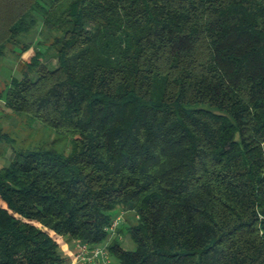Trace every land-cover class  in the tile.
<instances>
[{
    "label": "trees",
    "instance_id": "1",
    "mask_svg": "<svg viewBox=\"0 0 264 264\" xmlns=\"http://www.w3.org/2000/svg\"><path fill=\"white\" fill-rule=\"evenodd\" d=\"M22 43L0 91V264H64L117 209L120 264H264V0H0V56ZM16 116L68 149L17 148Z\"/></svg>",
    "mask_w": 264,
    "mask_h": 264
},
{
    "label": "rangeland",
    "instance_id": "2",
    "mask_svg": "<svg viewBox=\"0 0 264 264\" xmlns=\"http://www.w3.org/2000/svg\"><path fill=\"white\" fill-rule=\"evenodd\" d=\"M35 31L31 32L29 34V38L31 35L34 34ZM23 42L27 43L29 42V39H27V36H23L22 40ZM24 43L20 44L19 46H14V51H10L13 46L8 47L6 56H0V91L4 88L6 82H8L12 75L20 76L21 73H23L26 69L27 62L30 61V58L34 54L35 50L31 46V48L27 51H21L20 46H22ZM46 46H48L47 43H45ZM34 46V45H33ZM46 46L40 45L44 51H46ZM38 48V47H37ZM21 52V53H18ZM54 50L53 48H49L47 53H45V57L43 60H50V64H55L54 58ZM48 60V61H49ZM1 102L4 104V95L0 98ZM2 107L0 106V112ZM8 120H4L2 129L3 131H10L12 132V135L16 137V141L14 145L17 148L26 149L28 147L33 146H48V147H55L59 151H66L68 149V138L64 134L57 133L52 128L43 125L38 120H32L28 118L27 116L21 117L16 116L14 121H12V124H9ZM8 146L7 143L4 141L0 142V167L8 165L10 163V160L12 158L13 152L11 147ZM120 210L117 209L115 211L114 215L120 214ZM127 216V217H126ZM125 216L124 213H122V217L127 218V222L124 223L121 230V237L120 240L122 241V245L126 249H134L135 243L131 239L129 233H128V226L132 223V215L130 213H127ZM121 224H119L120 226ZM109 235V234H108ZM116 236L107 237L101 245H109L112 239H114ZM73 243V242H72ZM71 245V243H69ZM73 246V245H72ZM76 252V249H75ZM110 264H120L119 261L114 257L110 256Z\"/></svg>",
    "mask_w": 264,
    "mask_h": 264
},
{
    "label": "built area",
    "instance_id": "3",
    "mask_svg": "<svg viewBox=\"0 0 264 264\" xmlns=\"http://www.w3.org/2000/svg\"><path fill=\"white\" fill-rule=\"evenodd\" d=\"M123 220L122 213L113 217L110 224L105 228L109 233V237H121L119 233V224ZM109 251L108 245L95 244L88 242L76 241V252L73 254L70 264H93L99 259L108 261Z\"/></svg>",
    "mask_w": 264,
    "mask_h": 264
},
{
    "label": "crops",
    "instance_id": "4",
    "mask_svg": "<svg viewBox=\"0 0 264 264\" xmlns=\"http://www.w3.org/2000/svg\"><path fill=\"white\" fill-rule=\"evenodd\" d=\"M2 105H3V103L1 102V99H0V106L2 107ZM120 212L123 213L121 210H120ZM124 214L126 216L127 213H124ZM126 217H124L123 220L120 222V224H121L119 226V232L120 233H121V230H122V226L124 225L125 222H127V218ZM69 243H71V245ZM75 249H76V241L75 240H68L59 248V252L63 256H70V259L68 261H66L64 264H70V260H71V258L73 256V254L75 253ZM110 256L111 255L109 254V257ZM109 257H108V261L107 262L105 260H103V259H99L93 264H110L111 261H110Z\"/></svg>",
    "mask_w": 264,
    "mask_h": 264
}]
</instances>
